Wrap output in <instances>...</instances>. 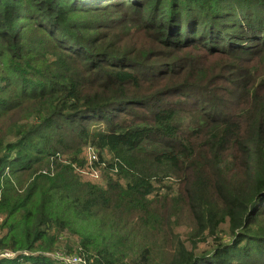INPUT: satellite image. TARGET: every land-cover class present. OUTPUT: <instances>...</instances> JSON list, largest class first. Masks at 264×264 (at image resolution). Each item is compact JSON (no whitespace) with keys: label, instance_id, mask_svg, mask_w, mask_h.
Instances as JSON below:
<instances>
[{"label":"trees","instance_id":"obj_1","mask_svg":"<svg viewBox=\"0 0 264 264\" xmlns=\"http://www.w3.org/2000/svg\"><path fill=\"white\" fill-rule=\"evenodd\" d=\"M0 216V264H264V0H0Z\"/></svg>","mask_w":264,"mask_h":264},{"label":"rangeland","instance_id":"obj_2","mask_svg":"<svg viewBox=\"0 0 264 264\" xmlns=\"http://www.w3.org/2000/svg\"><path fill=\"white\" fill-rule=\"evenodd\" d=\"M94 151L96 152V156L98 155V157H96V158L92 157ZM85 153H86V158H87V161H88V167L85 170H83V171L81 170V173H82L81 175H82L83 179L91 180L93 182H97V183H100V184H105V179L103 178V176H104L103 168H105V167L104 166H97V164H96L97 160L100 161V156H99L98 152L96 151V149L94 147L88 146L86 148V152ZM42 173L44 174L43 171H42ZM176 219L177 218L175 217L173 221H176ZM2 222H3V217L0 216V224ZM174 223H177L176 230L179 233H182L183 234L182 238L185 239L186 238V233L188 232V226L185 223V221H178V222H174ZM3 234H4V231L2 233L0 232V237H2ZM75 241L77 242V238L73 237L72 238V242L74 243ZM2 251H4V249H0V254H1ZM9 253H15V254L28 253L29 255H33V256L35 254H37L36 252H33V251H22V252L12 251V252H9ZM65 253H66V256L67 255L71 256L69 258H72V257H75V256H79V257H81L84 260V257L81 254H79V252L70 253L68 251H65ZM65 253L62 252V251H59L57 253H45L44 256L50 257L51 259L55 260L56 262H54V264H59L58 262L61 261V256L64 255ZM24 260L20 261L19 263L23 264ZM27 264H33V261H29V262H27ZM68 264H72V263L69 262Z\"/></svg>","mask_w":264,"mask_h":264},{"label":"built area","instance_id":"obj_3","mask_svg":"<svg viewBox=\"0 0 264 264\" xmlns=\"http://www.w3.org/2000/svg\"><path fill=\"white\" fill-rule=\"evenodd\" d=\"M97 151V150H96ZM93 158L98 157V155L96 156V152H93ZM12 252L10 250H4L1 252L0 254V260H10V261H14L16 258H20L22 260V255H29L28 253H23V254H15V253H9ZM61 260H63L66 263H72V264H81L83 262V259L81 257H64V255L61 256Z\"/></svg>","mask_w":264,"mask_h":264}]
</instances>
